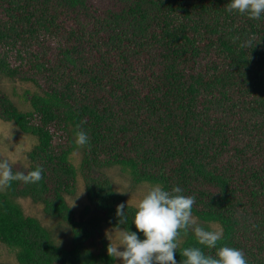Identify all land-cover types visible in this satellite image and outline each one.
<instances>
[{
    "label": "trees",
    "instance_id": "trees-1",
    "mask_svg": "<svg viewBox=\"0 0 264 264\" xmlns=\"http://www.w3.org/2000/svg\"><path fill=\"white\" fill-rule=\"evenodd\" d=\"M227 2L0 0V75L38 90L26 111L0 96V118L37 140L26 164L9 162L13 172L43 169L41 181H12L11 195L0 194V240L21 264L114 261L98 224L68 203L78 124L90 137L81 164L88 200L109 223L135 230L136 208L100 171L125 165L140 183L181 186L195 197L192 216L220 225L217 248L264 264V16L229 13ZM11 196H30L67 224L71 245L55 244ZM191 228L180 230L177 261L189 246L215 256Z\"/></svg>",
    "mask_w": 264,
    "mask_h": 264
},
{
    "label": "clouds",
    "instance_id": "clouds-1",
    "mask_svg": "<svg viewBox=\"0 0 264 264\" xmlns=\"http://www.w3.org/2000/svg\"><path fill=\"white\" fill-rule=\"evenodd\" d=\"M226 11L246 14L249 18L259 20L264 16V0H228ZM250 41L245 40L241 47H247ZM75 143L79 146L89 144V134L81 126L76 125ZM42 166H36L26 173L13 172L7 159H0V189L12 181L35 184L42 179ZM179 185L166 189L161 184L152 186L136 205L131 224L121 229L116 236L117 243L110 240L107 253L113 259L119 258L120 264H249L244 251L238 247L222 244L220 231H209L197 225L194 234L197 243L207 248H216L215 256L207 255L201 247L189 246L182 250L183 261H177V238L180 230L185 232L192 225V208L195 203L193 195L183 194ZM125 204L116 206L117 224L124 225L128 217ZM142 235V238H141ZM118 246H122L118 248Z\"/></svg>",
    "mask_w": 264,
    "mask_h": 264
},
{
    "label": "rangeland",
    "instance_id": "rangeland-1",
    "mask_svg": "<svg viewBox=\"0 0 264 264\" xmlns=\"http://www.w3.org/2000/svg\"><path fill=\"white\" fill-rule=\"evenodd\" d=\"M37 93L38 90L31 82L0 75V96L11 102L20 111H26L31 108V102ZM73 139L75 141L74 135ZM35 144H37L36 138L33 135L26 134L18 127L15 121L0 118V155L11 164H26L28 161L27 155ZM83 160V146L76 144L70 156V161L76 169V184L74 193L66 194L68 203L78 218L91 219L97 223L106 241L109 243L111 240L113 244H116L118 242L116 236L123 227L112 225L103 215L93 210L88 200L85 180L81 171ZM100 171L110 177L114 190L124 199V203L135 208L143 195L155 185L136 181L131 169L125 165L103 167ZM0 194L11 195L9 187L0 189ZM10 198L26 217L36 219L50 233L51 239L55 244L63 247L71 245L73 238L72 229L64 222L49 215L41 203L36 202L30 196H11ZM191 219L193 222L191 225L193 233L197 225L203 226L209 231L221 232L220 225L216 223H205L193 216ZM121 247L118 246V248ZM0 264H21L17 259V251L1 240ZM111 264H120L119 258L114 259Z\"/></svg>",
    "mask_w": 264,
    "mask_h": 264
}]
</instances>
